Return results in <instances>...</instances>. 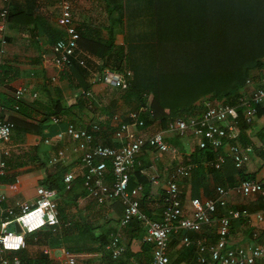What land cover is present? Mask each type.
Masks as SVG:
<instances>
[{
    "label": "crops",
    "instance_id": "obj_1",
    "mask_svg": "<svg viewBox=\"0 0 264 264\" xmlns=\"http://www.w3.org/2000/svg\"><path fill=\"white\" fill-rule=\"evenodd\" d=\"M72 1V21L81 38L70 66L59 70L51 64L54 57L52 48L63 35L55 0H11V19L6 32L7 51L0 74V106L4 108L0 117L7 121L15 119L18 125L6 144L10 156L6 162V174L2 176L6 180L0 178V190L6 196L7 205L33 203L37 198V188H46L44 183L47 179H62L64 184L65 176L73 174L74 181L70 190L65 187L60 192L52 190L58 213L63 212L62 217L59 215L60 227L54 231L43 229L27 236L26 248L8 254V257L16 256L21 264H63L64 256H60V252L67 250L76 258L77 264H148L151 251L142 241L145 228L136 220L119 230L126 252L117 262L111 260L104 250L100 254L76 256L71 252L77 247L93 248V245L78 242L76 233L69 230L71 221L75 224L78 220L94 222L104 218L111 220L113 230L117 231L122 207L119 202L99 205L87 196L82 186L85 170L79 155L72 153L73 144L65 130L68 123L81 128L98 124L101 133L96 141L115 146L118 143L113 137L116 124L112 122V117L118 115L121 121L127 123L129 112L149 107L155 84L152 73L155 56L153 5L147 13L138 14L137 0ZM1 6L0 1V9ZM106 70L130 72L128 88L137 89L145 105L141 106L142 103L133 95L136 90L131 93L128 89L121 91L104 85L99 77ZM251 80L252 86L246 88L245 85L239 96L248 98L254 88L264 84V69L254 71ZM19 87L27 88L28 92L21 98L20 109L16 111L14 104L11 107L8 104L15 103L13 95ZM218 104L205 97L195 106L200 115L206 107ZM54 118H58L59 123H54ZM158 132L164 134L168 151L156 153L144 150L135 158L130 169V184L133 187L141 184L144 188L140 195L141 211L152 222L162 218V193L168 175L175 167L191 162L192 155L196 154L198 160L196 169L199 166L202 168L195 169L190 178L178 182L180 197L186 208H189L193 198H213L217 187L235 185L240 178L238 174L252 178L262 174L264 132L251 135L249 130L244 131L240 143L243 147L251 144L255 153L241 170L234 169L231 159L227 158L221 171L211 167L212 159L206 160L204 153H197L196 139L191 135L180 138L167 132L166 128L162 129L157 122L139 128L137 135L149 137ZM59 151L64 152V157L57 163H51ZM230 169L235 174L227 176L225 172ZM233 177L234 184L231 183ZM140 178H145V185ZM226 201L229 208L246 209L250 214L248 221H233L229 247L248 250L259 245L264 248V224L257 223L254 218V214L262 208L260 199L239 198L230 194ZM249 202L256 206L251 207ZM135 222L139 224L135 225ZM136 226L141 230H137ZM183 237L185 234L170 237L167 255L171 264H216L207 253L203 255L205 262L201 263L196 248L198 242L213 244L216 241V224L188 233L189 246L183 245ZM63 240L69 244H63ZM256 264H264V260H258Z\"/></svg>",
    "mask_w": 264,
    "mask_h": 264
},
{
    "label": "built area",
    "instance_id": "obj_2",
    "mask_svg": "<svg viewBox=\"0 0 264 264\" xmlns=\"http://www.w3.org/2000/svg\"><path fill=\"white\" fill-rule=\"evenodd\" d=\"M0 1L2 3L0 9L1 74L8 44L6 32L9 25L11 0ZM72 2V0H55L60 12L63 35L52 48L54 57L51 64L59 70L70 66L80 39V34L72 21ZM80 65H82L81 62ZM130 77V72L106 70L99 78L104 85L125 91L129 87ZM250 86H252L251 79L246 81V88ZM27 92L28 89L25 87L16 89L13 95L15 110H18V104ZM86 95L91 96L90 93ZM263 102L264 84L254 88L248 98L240 96L235 106L225 103L210 105L198 116L172 119L168 121L166 131L180 138L187 135L193 136L196 139L197 149L209 150L213 153L211 167L215 171L222 170L227 158L231 159L236 170H241L255 153V147L251 144L245 147L241 145L236 110L237 107L242 108L243 120L246 124L253 125L256 120L255 106ZM147 108V106L141 107L134 112H129L127 123L121 121L118 115L112 117V122L116 124L113 137L118 143L115 146L103 145L96 141L101 133V127L98 124L85 128L76 127L71 123L66 126V136L73 144L71 151L79 155V161L85 170L82 186L87 196L99 205L119 202L122 207V215L116 226L117 231L112 230L108 233L104 252L114 262L123 258L126 247L122 243L119 230L136 220L145 228L143 243L151 248V259L148 264H171L167 255L170 237L185 234L182 242L184 246H189L191 241L187 234L199 232L211 224L217 226L216 241L213 244L202 242L196 244L201 263L205 262L203 255L206 253L216 264H256L258 260H264L262 246L255 245L248 250L229 247V234L233 221L242 219L248 221L250 214L246 209L229 208L226 201V197L230 194L239 198H259L262 208L254 214V218L257 223L264 224V168L260 177L239 178L231 187L219 186L215 189L213 198H193L189 202V208H186L180 197L178 182L190 178L196 169L194 163L188 162L175 167L168 175L162 193L161 220L152 222L141 211L140 195L144 188L141 184L129 188L130 169L134 165L135 158L144 150L166 153L169 149L162 132L149 137L137 135V130L144 127L142 114ZM3 111L4 108L0 106V115ZM53 122L59 123L58 118H54ZM13 131L14 124L0 117V178L7 171L6 162L10 152L6 144L10 141ZM261 150L264 152V146ZM63 157L64 152L59 151L51 163H57ZM73 181V174H67L64 178L65 188L70 189ZM53 194L52 190L39 186L36 191L37 198L33 203L15 202L13 205H7L6 196L0 190V264H21L16 256L9 258L8 254L25 249L27 236L43 229L54 231L60 227L59 213L53 201ZM220 211L223 213H219ZM15 226L19 228V232L16 231ZM62 255L64 256L63 264H77L76 258L67 250H62L60 256Z\"/></svg>",
    "mask_w": 264,
    "mask_h": 264
},
{
    "label": "trees",
    "instance_id": "obj_3",
    "mask_svg": "<svg viewBox=\"0 0 264 264\" xmlns=\"http://www.w3.org/2000/svg\"><path fill=\"white\" fill-rule=\"evenodd\" d=\"M142 2L152 3L155 22V56L152 67L155 84L151 92V103L142 114L144 126L157 122L165 129L172 119L198 116L195 103L205 97L215 104L225 102L235 106L240 97L239 92L245 88L246 81L252 78V73L264 69V0ZM10 19L11 15L9 22ZM132 90L128 88L129 92ZM135 90L137 92L133 95L141 104L142 95ZM12 104L15 105L10 102L8 106ZM18 107L19 110V104ZM255 110L257 120L251 126L243 120V109L237 107L241 134L246 130L251 135L264 132V105L255 106ZM10 122L15 129L17 120L12 119ZM199 152L204 153L206 160L213 159L211 151L197 149ZM190 160L194 164L198 162L196 154ZM201 168L199 166L198 169ZM225 173L227 176L235 174L232 169ZM238 175L242 179L252 178ZM139 180L143 185L146 184L145 178ZM231 183H235L234 177ZM44 186L56 192L65 189L62 179H47ZM132 187L129 183V188ZM59 215L62 217V210ZM110 221L104 218L94 222L78 220L75 224L71 221L69 230L76 233L78 242L93 245L91 249L77 247L71 252L75 256L100 254L107 243L108 233L113 230ZM138 224L135 222V225ZM136 229L141 230L139 226ZM57 242L60 243L59 238ZM147 246L151 251L150 246Z\"/></svg>",
    "mask_w": 264,
    "mask_h": 264
},
{
    "label": "rangeland",
    "instance_id": "obj_4",
    "mask_svg": "<svg viewBox=\"0 0 264 264\" xmlns=\"http://www.w3.org/2000/svg\"><path fill=\"white\" fill-rule=\"evenodd\" d=\"M152 3H146V2H142L141 0H137V13L141 14V13H147L149 11V9L151 8ZM2 7V6H1ZM251 79V78H250ZM249 204L251 205V207L256 206L255 203L253 202H249ZM78 219V218H77ZM10 231H13L12 228H9ZM58 236V234H55V236ZM57 239V238H56ZM63 244L67 245L69 244L68 242H66L65 240H63Z\"/></svg>",
    "mask_w": 264,
    "mask_h": 264
},
{
    "label": "water",
    "instance_id": "obj_5",
    "mask_svg": "<svg viewBox=\"0 0 264 264\" xmlns=\"http://www.w3.org/2000/svg\"><path fill=\"white\" fill-rule=\"evenodd\" d=\"M15 229H16V231H17V232H19V231H20V230H19V228H18L17 226H15Z\"/></svg>",
    "mask_w": 264,
    "mask_h": 264
}]
</instances>
